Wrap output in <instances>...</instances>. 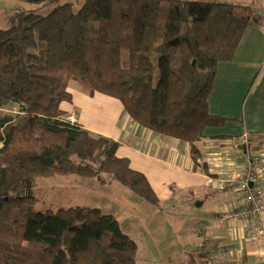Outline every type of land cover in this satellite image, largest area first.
<instances>
[{"label":"trees","instance_id":"16d2710c","mask_svg":"<svg viewBox=\"0 0 264 264\" xmlns=\"http://www.w3.org/2000/svg\"><path fill=\"white\" fill-rule=\"evenodd\" d=\"M249 26L264 20L244 3L83 0L77 10L65 2L46 14L19 12L0 27V109L18 106L0 114V264H137V244L113 214L93 206L38 210L37 196L21 193L37 179L106 184L110 175L160 202L146 176L117 156V141L65 117L69 82L116 98L137 123L187 142L208 173L199 142L207 127L229 121L209 110L217 64L234 58Z\"/></svg>","mask_w":264,"mask_h":264},{"label":"crops","instance_id":"0c3cea01","mask_svg":"<svg viewBox=\"0 0 264 264\" xmlns=\"http://www.w3.org/2000/svg\"><path fill=\"white\" fill-rule=\"evenodd\" d=\"M70 92L72 102L60 104L65 117L94 135L117 141V156L127 158L134 170L146 176L161 202L184 196L186 190L190 195L191 191L197 193L202 200L199 204L215 206L211 212L222 221L207 220L206 230L222 234L219 238L224 249L238 248V264L259 256L264 260L260 243L249 237L245 222L229 221L221 215L246 204L238 185L242 155L234 150L239 138H246L251 155L259 158L256 187L264 197V26L247 27L234 58L217 64L209 110L229 121L221 127H207L199 142L208 173L194 164L187 142L137 123L116 98L102 93L90 96L82 90L76 95ZM216 223L220 228L213 227Z\"/></svg>","mask_w":264,"mask_h":264},{"label":"rangeland","instance_id":"374dc122","mask_svg":"<svg viewBox=\"0 0 264 264\" xmlns=\"http://www.w3.org/2000/svg\"><path fill=\"white\" fill-rule=\"evenodd\" d=\"M219 2L244 3L254 7L264 20V0H206ZM69 2L77 10L83 0H45L31 2L27 0H0V27L7 28L13 16L19 12L46 14L55 5ZM156 77L158 74L155 65ZM68 89L75 93L83 91L81 85L70 81ZM18 106L9 105L0 109V114H16ZM106 184H100L95 178L79 176H56L37 179L22 194L32 193L37 196L38 210L70 206H93L102 213L117 217L122 231L127 233L137 244V264H238L237 249L222 247L217 230L207 229L206 221H220L212 210L215 206L201 205L197 193L186 190L184 196L168 202L152 204L140 198L125 186L119 184L110 175H105ZM196 196V199L194 198ZM213 227L220 228L216 223ZM215 228V229H217ZM192 254L190 256L189 254ZM200 255L208 258L201 260ZM236 259V260H235ZM240 264H264L258 259L240 261Z\"/></svg>","mask_w":264,"mask_h":264},{"label":"built area","instance_id":"2783aa9c","mask_svg":"<svg viewBox=\"0 0 264 264\" xmlns=\"http://www.w3.org/2000/svg\"><path fill=\"white\" fill-rule=\"evenodd\" d=\"M248 140L244 137L235 142L234 150L242 155L243 166L238 185L244 194L246 204L238 209H229L221 215L229 221H243L251 239L260 243L264 257V197L256 187L259 182L258 156L248 149Z\"/></svg>","mask_w":264,"mask_h":264}]
</instances>
